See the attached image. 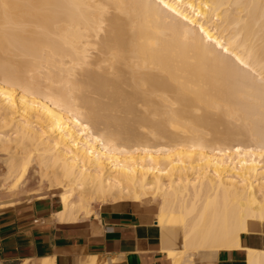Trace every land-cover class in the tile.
I'll return each mask as SVG.
<instances>
[{"label": "bare ground", "instance_id": "bare-ground-1", "mask_svg": "<svg viewBox=\"0 0 264 264\" xmlns=\"http://www.w3.org/2000/svg\"><path fill=\"white\" fill-rule=\"evenodd\" d=\"M12 144L7 179L35 162L63 223L148 204L171 256L264 264V0H0Z\"/></svg>", "mask_w": 264, "mask_h": 264}, {"label": "crops", "instance_id": "crops-1", "mask_svg": "<svg viewBox=\"0 0 264 264\" xmlns=\"http://www.w3.org/2000/svg\"><path fill=\"white\" fill-rule=\"evenodd\" d=\"M140 204L93 206L74 223L59 221L52 198L2 205L0 264H245L244 251H221L211 262L171 256L180 245L157 225L155 207ZM242 245L264 249V234L243 235Z\"/></svg>", "mask_w": 264, "mask_h": 264}, {"label": "rangeland", "instance_id": "rangeland-1", "mask_svg": "<svg viewBox=\"0 0 264 264\" xmlns=\"http://www.w3.org/2000/svg\"><path fill=\"white\" fill-rule=\"evenodd\" d=\"M6 146L4 147L6 148ZM4 147H1L0 149V206L15 202L38 200V196L48 195L47 196L48 199L52 198L55 201H57V206L58 208H60V202L58 198L59 193H54L55 196H53V194L49 192L50 189L49 183L45 178L41 177L42 175L41 173H39V169L36 166L35 162L32 164V167L30 168L28 174L20 184L16 183L14 179H7L5 173L6 170L8 169V165L10 162L9 159L13 155L16 156L17 151H15L13 144L12 146L11 145L7 146L6 150H8L9 148L8 152L5 150ZM2 148L4 149V151L2 150ZM21 157L22 156L19 155L15 157L18 163H20L23 160V159L21 160ZM164 180L168 183L169 179L165 178ZM148 200L151 201V199ZM100 204L101 203L95 202L93 203L92 207L98 206Z\"/></svg>", "mask_w": 264, "mask_h": 264}]
</instances>
